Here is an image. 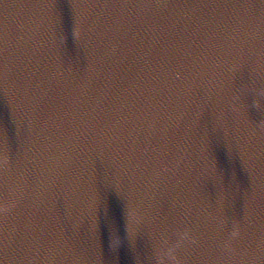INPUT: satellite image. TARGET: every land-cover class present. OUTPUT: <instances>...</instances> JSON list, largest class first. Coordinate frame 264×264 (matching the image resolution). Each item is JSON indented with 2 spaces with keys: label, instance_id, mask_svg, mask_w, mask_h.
Wrapping results in <instances>:
<instances>
[{
  "label": "water",
  "instance_id": "1",
  "mask_svg": "<svg viewBox=\"0 0 264 264\" xmlns=\"http://www.w3.org/2000/svg\"><path fill=\"white\" fill-rule=\"evenodd\" d=\"M51 2L0 0V264H264L260 0Z\"/></svg>",
  "mask_w": 264,
  "mask_h": 264
},
{
  "label": "snow or ice",
  "instance_id": "2",
  "mask_svg": "<svg viewBox=\"0 0 264 264\" xmlns=\"http://www.w3.org/2000/svg\"><path fill=\"white\" fill-rule=\"evenodd\" d=\"M44 5L48 7H55V3L51 2V0H43ZM122 0H73L72 6L74 9L81 8V7H87L92 8L96 7L100 4H103L107 6L110 3H121ZM142 6H157V7H167L169 4V0H140ZM225 3L228 2V0H224ZM236 5L243 6L248 9H252L257 6V3L255 0H232ZM260 7L264 9V0H260L259 3ZM75 16L77 18V14L75 13ZM7 28L5 26L4 21H0V82H3L5 75H6V67L4 63L5 59V53L7 51ZM76 35L78 39L81 37L82 32L81 28L79 26V20L77 18V27H76ZM245 68V63L240 62L234 65L233 69V75L234 77L243 71ZM251 71V69H250ZM262 71H264V58H262ZM243 85V84H241ZM243 95V94H242ZM0 155H6V151L0 152ZM122 191V190H121ZM9 195L7 188L0 189V256H6V252L8 250L9 243H16L17 248L20 251H23L24 248L27 245V241L25 238V233L23 230L19 232V234L13 238L11 241L7 235V220L10 215L14 211V209L17 207L18 201H16V207L10 208L9 207ZM219 203L221 204L222 208L224 209L225 213V205H226V194H221L219 198ZM93 232V228H92Z\"/></svg>",
  "mask_w": 264,
  "mask_h": 264
},
{
  "label": "clouds",
  "instance_id": "3",
  "mask_svg": "<svg viewBox=\"0 0 264 264\" xmlns=\"http://www.w3.org/2000/svg\"><path fill=\"white\" fill-rule=\"evenodd\" d=\"M239 234V226L237 224H233L232 230L229 235V241L232 238H235ZM186 232L178 233V239L175 244H167L164 247H158L156 250V258L160 262V264H165L166 261L175 257L176 250L179 244L185 239ZM228 241H226L227 245Z\"/></svg>",
  "mask_w": 264,
  "mask_h": 264
}]
</instances>
